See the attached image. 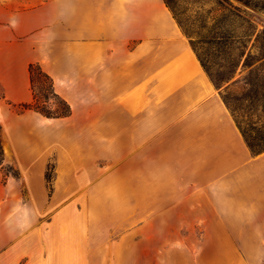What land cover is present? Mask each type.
<instances>
[{"label":"crops","instance_id":"0c3cea01","mask_svg":"<svg viewBox=\"0 0 264 264\" xmlns=\"http://www.w3.org/2000/svg\"><path fill=\"white\" fill-rule=\"evenodd\" d=\"M32 62L69 115L11 107L33 99ZM0 122L23 175L0 169V264H126L109 262L110 238L94 228L135 189L118 175L151 127L153 219L264 237V150L249 147L165 0H0ZM79 204L83 250L70 228ZM238 252L231 264H263L252 246Z\"/></svg>","mask_w":264,"mask_h":264},{"label":"rangeland","instance_id":"374dc122","mask_svg":"<svg viewBox=\"0 0 264 264\" xmlns=\"http://www.w3.org/2000/svg\"><path fill=\"white\" fill-rule=\"evenodd\" d=\"M167 2L190 41H194L200 54L206 58L213 56L216 61L222 62L224 59L222 54H219L216 44L208 41V37L223 29V14L229 15V18H235V13L240 12L245 18H251L258 28L264 27V5L262 8H254L238 0H167ZM262 2L264 3V0ZM221 3L225 10L221 7ZM235 5H240L241 9H235ZM241 65L231 77L222 82H217L206 72L212 82L220 88L222 96L237 121L249 134H254L258 128H264L263 101L261 98L256 102H251L250 99L244 97L247 88L245 76L249 68H242ZM32 87L33 99L35 94L37 103L44 109L48 111L66 109L67 106L63 99L53 94L50 78L41 74L38 68H34ZM11 107L18 112L24 110L19 103H12ZM4 134L1 127L0 136L2 137ZM6 150L5 148L6 161L19 168L16 161L9 160ZM133 156L134 163L129 161L130 158L126 159L124 165L127 166V169L125 173L118 175V179H124L125 182L134 184L135 189L119 190L120 195H124L123 206L117 205L118 212L115 215L111 212L112 205L108 204L110 211H108V207H104L106 219L102 223L103 228L102 230L94 228V232L98 234L103 232L110 238L107 245L109 262L231 264L244 256L238 251L247 244L252 246L254 251L249 256L264 264V237L230 238L216 235L221 232H214L215 223L155 220L159 216L153 219L152 127L150 131L148 129L146 132L142 131L140 149L135 150ZM53 165L50 163L46 173L50 189L54 177ZM7 169V166L2 168L3 179L6 178ZM22 176L20 171L19 178ZM129 193L130 201L128 200ZM56 208L55 206L54 209ZM75 211L77 218L75 221H71L70 228L72 234L76 236L78 245L83 250L85 229L83 204L76 206ZM66 224L65 221L59 223L61 235L68 231ZM134 227H138V229L134 230ZM124 246L125 249L122 250ZM76 263L83 264L82 257L77 258Z\"/></svg>","mask_w":264,"mask_h":264},{"label":"trees","instance_id":"16d2710c","mask_svg":"<svg viewBox=\"0 0 264 264\" xmlns=\"http://www.w3.org/2000/svg\"><path fill=\"white\" fill-rule=\"evenodd\" d=\"M169 6L167 0H165ZM220 1V0H219ZM254 8H262L264 3L262 0H238ZM221 7L224 6L222 3ZM240 5H235L234 8L240 10ZM225 10V7H222ZM173 12V11H172ZM235 18H229V15L223 14L222 22L223 29L215 32L208 37V41L216 44L219 54L223 56V61H216L214 57L206 58L200 54L195 46L194 41H190L198 58L200 59L204 69L217 82H222L231 77L242 64V68H249L245 76L247 88L245 96L251 102H256L262 98V106L264 108V27L258 28L251 18H245L240 12L235 13ZM238 18V19H236ZM34 68H38L39 72L50 78L53 94L61 97L54 89L53 80L39 63L32 62L29 66L30 80L33 86ZM33 89V87H32ZM62 98V97H61ZM224 98V97H223ZM66 103V109L63 111H48L41 107L37 102V96L34 94V99L29 102H20L23 109H35L49 117L66 116L71 113L70 104L62 98ZM225 100V99H224ZM227 103V102H226ZM228 104V103H227ZM235 118V117H234ZM239 128L241 129L249 147L254 153H259L264 150V128H258L254 134H249L235 118ZM1 128V122H0ZM7 166V175L19 177L20 171L13 163H8L5 159V153L0 137V169Z\"/></svg>","mask_w":264,"mask_h":264}]
</instances>
